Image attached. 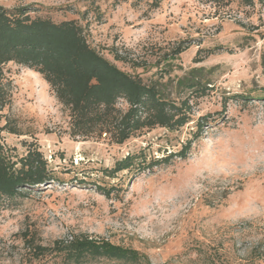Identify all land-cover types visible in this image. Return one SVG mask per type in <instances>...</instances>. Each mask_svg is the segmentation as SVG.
<instances>
[{
	"label": "rangeland",
	"instance_id": "374dc122",
	"mask_svg": "<svg viewBox=\"0 0 264 264\" xmlns=\"http://www.w3.org/2000/svg\"><path fill=\"white\" fill-rule=\"evenodd\" d=\"M0 5L76 20L119 68L177 104H191L190 120L178 130L144 129L123 143L106 134L72 136L69 110L43 76L3 65L0 144L14 159L38 147L58 179L16 198L0 196V264H61L34 259L26 240L52 246L83 234L139 252L137 264H264V0ZM189 139L185 159L107 173L128 155L148 163Z\"/></svg>",
	"mask_w": 264,
	"mask_h": 264
},
{
	"label": "trees",
	"instance_id": "16d2710c",
	"mask_svg": "<svg viewBox=\"0 0 264 264\" xmlns=\"http://www.w3.org/2000/svg\"><path fill=\"white\" fill-rule=\"evenodd\" d=\"M246 2L251 4L253 0ZM9 62L43 76L69 110L72 136L106 134L123 143L144 129L160 126L174 131L190 120L189 98L179 105L166 98L155 84H148L140 76L119 68L90 44L83 26L76 20L55 22L50 18L32 17L25 8L7 9L0 5V110L5 105L7 92L2 66ZM120 101L128 105L126 110L118 106ZM205 120L207 117L201 119L199 129ZM198 136L199 133L194 139ZM194 139H189L178 152L148 163L143 158L139 161V155H128L107 173L115 176L120 171L134 169L136 164L141 170L170 162L175 157L185 159ZM56 179L57 173L38 147H31L24 156L14 159L10 148L0 144L1 197L16 198ZM26 241L34 259H59L61 264L98 261L137 264L141 260L139 252L133 249L84 234L57 240L52 246L42 245L35 239Z\"/></svg>",
	"mask_w": 264,
	"mask_h": 264
}]
</instances>
